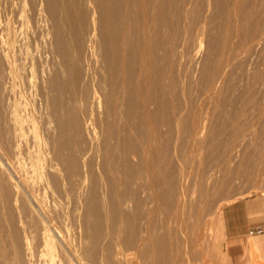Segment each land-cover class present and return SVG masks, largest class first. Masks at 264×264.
<instances>
[{
    "label": "bare ground",
    "instance_id": "1",
    "mask_svg": "<svg viewBox=\"0 0 264 264\" xmlns=\"http://www.w3.org/2000/svg\"><path fill=\"white\" fill-rule=\"evenodd\" d=\"M229 2L230 1H228V3ZM158 3L160 2H157L156 4ZM163 3L165 4V2ZM125 5L126 6H124L123 8L121 5L118 4L117 0H0V98L6 94L8 100L22 99L26 101L24 97H28L30 98L29 100H31V101L28 100V102H40V105L42 102V108L41 107H40L41 109L35 108L36 109L35 112L36 111L38 112V110L39 112L43 111V115H44L43 121L35 120V122L32 123V125L29 126V124H27L29 127H25L26 125L24 124L23 118L19 115L22 118V120H19L18 115L15 116V110H13L14 106L12 107V105L10 104L11 102L10 103L0 102V264H11V261H13L12 262L13 264H58L57 256L59 255L58 253L59 250L57 249L59 248L64 249L66 251V254H68V257H71L75 261L76 264H80V262H78L79 259L77 261V259L75 258L74 251L71 250L70 245L72 243H70L69 245V242H68L69 239L67 240L65 234L63 235V231L61 232V230L59 229L60 227H58L59 223L57 224V222H59V219H61V216L60 218L58 216L60 214L59 209L61 210L62 208L61 204H63L65 200L67 202V199L71 200L70 202H72L74 205H77V204L82 205V207L85 208L84 209L85 210L84 214L86 215L85 217L89 216L90 214L92 215L93 212L98 210L96 202L105 200V199L111 200L117 197L118 198L128 197L130 201H134L136 203V206H139V208L144 198L150 203L151 202L153 203L157 201L162 202L163 200L168 201V199L172 197L176 199L179 207H183V203L185 199L187 198L186 197L187 192L189 191L186 189L187 187L185 188L186 183H185V186H183V183L185 182L184 174L182 173V171L180 170L181 168H180L179 169L180 171L177 172L179 174L178 176L179 181L177 182L178 183L177 185H179V187H177L178 189L176 188L175 190L176 181L174 182L173 179L170 177V174H173V173H170L171 169L172 168L175 169L174 165H172L173 167L171 166L172 167L171 168L169 166L170 164L163 163L162 161L163 159L161 158L159 154L160 152H162V150L164 151L169 150V147H171L169 146L170 144L168 145L169 146L168 148L165 146L167 145V143H170L168 142V140L170 141L171 139H167V141L163 140L164 141L163 143H161V140H160L161 135L158 136L159 139H157V135L159 133V127H158L159 125L157 124L158 121L156 122L154 126V131H153L154 133L151 134L150 132V134L152 135L151 137L145 135L146 137L144 138L141 132H144L146 128L143 131L139 128L140 127L139 122L142 120V118L139 116L140 114L143 115L142 110L146 112V106L144 104L143 107L142 106L139 107L138 101L135 102V99H134L135 96H134L133 91L131 90L132 88H129V85H131L130 79L132 80L134 79L132 77L129 79L128 75H130V73L128 72L127 74V71H126V66L128 62L130 61V56L128 54L129 52L127 51L130 49L131 50L135 49V47H132L131 43H133L134 35L136 34L135 33L136 25L130 24L129 22H127V20H128L129 14L130 16H132L131 15L132 12L136 11V9L135 10L133 9V7L135 6L133 3V0H127ZM192 11H193V8H192ZM249 12H251V10ZM156 15L159 17L158 14ZM240 17H243V16H240ZM129 19L131 20L130 17ZM140 19L142 18L140 17ZM140 19H139V22H140ZM156 21H157V18H156ZM260 22L262 23V21ZM121 23L122 25L120 26ZM190 23L192 24V22ZM246 24L247 23H245V25ZM118 25L121 28L123 26V29H122L123 31L121 30L123 32L121 38L119 36L118 31H116L118 30V27H117ZM184 26H185V23H184ZM202 27H205V26H202ZM257 27L259 28L258 25ZM27 29L30 30L29 35L27 32L28 31ZM200 30L198 31V33L200 32ZM246 30L247 29H245V32ZM187 32H189V30ZM47 35H50V40H47ZM140 35L139 36L141 40L143 41V43H145V40L147 39L146 38L147 35L145 36L144 31H142ZM260 39L262 40V38ZM169 41L171 40L169 39ZM147 42L149 41L147 40ZM166 42H168V39ZM195 45L196 43L194 44V46ZM139 46H143V45L140 44ZM212 46H213V43H212ZM148 47L152 48V45ZM205 48L207 47L205 46ZM234 50L237 51V49H234ZM247 50H250V49H247ZM152 51H153V48H152ZM154 52H155V49H154ZM161 52L159 53L162 54ZM198 53H202V52H198ZM165 55H166V51H165ZM261 55L263 54L261 53ZM168 56L169 55H167V57ZM245 56L246 55H244V57ZM208 57L210 58V56ZM147 58L145 56V59ZM219 59L217 58L218 61ZM146 61L147 60H145V62ZM152 61H151V64L154 63ZM220 64L221 63H219V66ZM154 66L153 68L155 69L156 66L155 67ZM129 67L131 69L133 66L131 67L130 65ZM129 67L127 68L129 69ZM136 70H138V68ZM148 71L149 70L145 65L143 66L141 65L139 71L137 72L138 73L137 78H135L136 83L134 84L139 86V83L143 80L144 76H147V74L149 73ZM132 74H135V73H132ZM152 82H155V81H152ZM172 85L170 82V86ZM186 87L188 88V86ZM183 89H185L184 86H183ZM218 89L220 88L218 87ZM161 90L163 91V89ZM175 90H177V88ZM64 99H66V101ZM36 104L37 103H34L33 105L35 106ZM153 105H155L154 102H153ZM166 107L168 108V106ZM154 108L156 107L154 106ZM140 109L141 111L139 112ZM37 112H36V115H37ZM186 113L188 114V111L185 112V114ZM185 114L183 113V117ZM39 115H41V113ZM166 116H169V115H166ZM138 117L140 120L139 122L137 121ZM145 119L147 118L145 117ZM160 120L164 126H168L171 128L172 125L169 121L165 120L166 122L164 123L162 119ZM180 120H183V119H180ZM148 126L150 127V125ZM185 128L186 127H184V129ZM173 129H175V127L169 130L171 131ZM192 131L193 129L190 132ZM182 133L183 132H181V134ZM192 133L195 136L199 135L198 132H192ZM192 133L190 134V136L192 135ZM201 133L202 132H200V135ZM155 135H156L155 140L156 139L158 140V141L156 140L157 142L154 140ZM190 136L189 138H191ZM167 138H170V137L168 136ZM189 141L191 142V140ZM183 142L181 143L183 144ZM172 143H173V140H172ZM181 150L178 152H181ZM170 154H173V153L171 152ZM176 155L178 157V153H176ZM150 156L152 157V159ZM178 159H180V157ZM174 162L176 161L174 160ZM134 172H135V175L136 173L139 174L137 176L138 178L135 177L138 179L140 183L139 189H136V190L132 189L125 193H119L118 191L119 185L124 184V183L122 184V182L124 181L122 177L123 176L124 178L126 177L125 181L129 182L130 181L129 178L133 175ZM203 194L201 197L202 199H204ZM191 196L192 195H190V197ZM192 197L190 199H192ZM197 198H198L197 200H199L200 198L199 195ZM118 200H121V199H118ZM122 204L124 206V203ZM205 205L209 206L208 203ZM169 207L167 206L166 208L168 209ZM199 208L200 209L198 210L203 211V213L205 212L204 205H200ZM64 209H67V208H64ZM221 209H222L221 204L217 205V207H213V210L217 214L216 221L218 222V225L221 224L220 221L222 220V216H221L222 214L220 213ZM69 210L70 209L68 208V211ZM135 210H137V207ZM66 212L67 211L65 210V213ZM71 213L73 212L71 211L70 214ZM66 214H69V213H66ZM108 214H110V212H108ZM98 215L100 214L98 213ZM110 215H109V219H110ZM202 216L204 215L202 214ZM69 217L71 218L72 216L70 215ZM198 217L197 219H199ZM85 219L87 220V224L83 226L85 227V229H83V232H84L83 250H84V247H88L89 245L92 246L95 243V237L94 239L91 237L92 230L94 229H92V227H89L88 218H85ZM61 221L62 220H60V222ZM203 224L207 225L208 223L206 221H203ZM219 227L220 226H218V228ZM215 228H216V225H215ZM73 233L75 234V232ZM97 234H94V236ZM134 236L135 235L133 232V228L131 227L126 237L127 245L131 246L134 243L133 241V239L135 238ZM146 241H149V250L151 252L152 261H153L152 264H167L168 263V252H166L167 246H166L165 239L161 238L157 240L155 238L149 239L148 237ZM106 246L107 247L105 249L102 248L105 250V255H104V252H103V255L105 256L104 257L105 260H108V262L106 263H109L112 261L111 259L113 257L111 256H112L113 251L110 252V249L108 248V246L110 247V245L107 244V241H106ZM131 247H134V245ZM73 250H74V247H73ZM93 253L94 252H92V254ZM104 258H103V261H104ZM109 259L111 261H109Z\"/></svg>",
    "mask_w": 264,
    "mask_h": 264
},
{
    "label": "rangeland",
    "instance_id": "2",
    "mask_svg": "<svg viewBox=\"0 0 264 264\" xmlns=\"http://www.w3.org/2000/svg\"><path fill=\"white\" fill-rule=\"evenodd\" d=\"M117 1H118V4L121 5L123 8L124 6H126L125 4L127 0H117ZM141 1H143L144 3ZM156 1L160 2L161 4L160 3L156 4L157 3ZM228 1L230 2L228 3ZM163 2H165V4ZM133 3L135 5L133 9L134 10L136 9V11L132 12L131 14L132 16H130L129 14V17L131 18L132 21L128 17L127 22H129L130 24L136 25L135 26L136 34L134 35L133 43H131L132 47H135V49L132 48L134 50L130 49L127 51L129 52L128 54L130 56V61L132 63L130 61L128 62L126 66V71H127V74L128 72L130 73V75H128L129 79L131 77L134 79V80L130 79L131 85H129V88H132L131 90L134 93L135 102L138 101L139 107L141 106L143 107L144 104L146 106V112L142 110L143 115L140 114L139 116L142 118L141 120L142 123L139 120V117L137 118L138 119L137 121L138 122L140 121L139 128L142 131L146 128L144 132H141L144 138L146 136L151 137L152 136L151 134L154 133L153 132L154 126L156 122L158 121L157 124L159 126L158 125L157 126L159 127V133L160 132L161 133L160 134L158 133L157 139H159L158 136L160 135H161V138H160L161 143H163L164 141H167V139H171L170 141L168 140V142L170 143H167V145L165 146L167 148L171 146L169 147V150L167 151L162 150V152H160L159 154L161 158L163 159L162 160L163 163L170 164L169 165L170 167L174 165L175 169L172 168L173 166L171 167L172 169L170 173H173V174H170V177L173 179L174 182L176 181L175 190L177 187H179V185H177L178 184L177 182L179 181V177H178L179 174L177 172L181 170L182 173L184 174V179H185L183 186H185V183H186L185 188L187 187L186 189L189 190L190 192L189 191L187 192V196H186L187 198L185 199L186 202L184 201L183 207H179L176 199L172 197H170L168 201L163 200L162 202L157 201L153 203L152 202L150 203L144 197H142L144 198V200L142 201L143 204L141 202L142 206L140 205V208L139 206H136V203L134 201H130L128 197H123V198L117 197L118 199H121L122 201L118 200L117 198L111 199V200L105 199V200L98 201L99 203L96 202V205L98 207V210H97L98 212L95 211L96 213L93 212L92 215L90 214L87 217H85L86 216L84 214L85 208L82 207V205H78V204H77L78 206L74 205L72 202H70L71 200L67 199V202L65 200V202L61 204L62 208L59 207L61 208V210L59 209L60 214L58 216L59 218L61 216V219H59V222H57V224L59 223L58 227H60L59 229L61 230V232L63 231V235L65 234L67 240L69 239L68 241L69 245L70 243H72L70 245L71 250L74 251L75 258L77 259V261L79 259L78 262H80V264H89V263L90 264H100V263L101 264H111V263L112 264H152L153 261H152L151 252L149 250V241H146L148 237L149 239L155 238L157 240L161 238L165 239L166 246H167L166 252H168V263L167 264H240L238 253H237V247L235 246L234 238H233L235 229L241 226L248 229V228L264 223V85H263L264 84V67H263L264 66V62H263L264 61L263 60L264 59V31H263L264 30V23H263L264 22V0L263 1L262 0L260 1L259 0H248V1L246 0H227V1L226 0H203V1L202 0H186V1L185 0H171V1L170 0H153V1L152 0L150 1L149 0H133ZM162 4L165 6H163ZM192 8H193V11H192ZM250 10L251 12H249ZM146 11L147 12L149 11L148 12L149 14ZM161 12L164 14V16ZM227 12L228 13L230 12V13L228 14ZM156 14H158L159 17ZM240 16H243V17H240ZM140 17L143 20L140 19ZM156 18H157V21H156ZM139 19H140V22H139ZM260 21H262V23ZM190 22H192V24ZM184 23H185V26H184ZM245 23L247 24L245 25ZM121 25L122 23L120 24V26ZM257 25L259 26V28L257 27ZM202 26H205V27H202ZM117 27H118V30L116 31H118L119 36L121 38L123 34L122 32L123 26L122 28L119 27V25ZM178 28L179 29L182 28V29L179 30ZM243 28L247 29L248 31L246 30L245 32V29ZM188 30L189 32H187ZM199 30L201 33L200 32L198 33ZM142 31H144L145 36L147 35L146 36L147 39L145 40V43H143V41L140 38L141 36L140 34ZM27 32L29 35L30 30H28ZM259 37L262 38V40ZM167 39H168V42H166ZM169 39L171 41H169ZM47 40H50V35H47ZM147 40L149 42H147ZM151 40L152 41L154 40V41L152 42ZM146 43L147 44L150 43V44L147 45ZM195 43L196 45L194 46ZM212 43L214 47L212 46ZM140 44L143 46H139ZM150 45H152L153 51L151 47H148ZM205 46L207 48H205ZM154 49H155V52H154ZM234 49H237V51ZM247 49H250V50H247ZM165 51H166V55H165ZM152 52L155 54H153ZM159 52H161L162 54H160ZM198 52H202V53H198ZM261 53L263 55H261ZM150 55L151 56L153 55V56L151 57ZM167 55L169 56L167 57ZM244 55L246 56L244 57ZM145 56L146 58L147 57L148 58L145 59ZM208 56H210V58ZM217 58L218 59L220 58L219 59L220 62L217 60ZM190 59L191 60L193 59V60L191 61ZM145 60L147 61L145 62ZM151 61L154 63L151 64ZM219 63H221L220 66H219ZM130 65L131 67L133 66L132 68L134 70L132 68H131L132 70L130 69L129 67ZM141 65L142 66L145 65L148 68L149 73L147 74V76H144L143 80L139 83V86H137L134 83H136L135 78H137V74H138L137 72L139 71ZM154 65L155 66L157 65V66L155 67ZM153 66L155 67L156 70L153 68ZM166 66L169 68H167ZM127 67H129V69ZM135 67H137L138 70H136L137 68ZM206 72L208 73L209 76L207 75ZM132 73H135V74H132ZM152 81H155V82H152ZM170 82H171V85L173 84L172 86H170ZM183 86L185 89H183ZM186 86H188V88ZM175 87L177 88V90H175L176 89ZM218 87L220 89H218ZM160 88L163 89V91ZM5 95H3V97L0 98V102H9V103L11 102L10 104L12 105V107L14 106L13 110H15V116L18 115L19 120H22L23 118L24 124L26 125L25 127H29L30 125H32V123H34L35 120L36 121L44 120L43 111L39 112L38 110L39 113L36 111L38 116L36 115V112H35L36 110L35 108L37 109L42 108V102H41V105H40V102H28V100L30 99L28 97H24L26 101L22 99L8 100L7 95L6 96ZM174 95L176 98L174 97ZM64 100L66 101V99ZM152 101L154 102L155 105H153ZM34 103H37V104L34 106L33 105ZM154 106L156 108H154ZM166 106H168V108ZM159 108L161 111L159 110ZM140 111L141 109L139 110V112ZM184 111L185 112L188 111V114L186 113L187 116ZM40 113L41 115H39ZM183 113L185 114L184 117H183ZM165 114L169 116H166ZM192 114L194 115V117ZM39 117L40 118L42 117V118L40 119ZM145 117L147 119H145ZM160 119H162L164 123L166 121H169L172 125L171 128L175 127V129L170 131L169 129L171 128L168 126H164ZM180 119H183V120H180ZM188 119L191 121H189ZM27 124H29V126ZM148 125H150V127ZM194 125L197 128H195ZM184 127H186L187 129L186 128L184 129ZM208 127L209 128L211 127L210 130ZM167 129L169 132L167 131ZM192 129H193L192 132H198L199 135L197 136L193 135V133L190 132ZM181 132L183 133L181 134ZM200 132H202L201 133L202 136L200 135ZM191 133L193 136L192 135L190 136ZM168 136L170 138H167ZM189 136L191 138H189ZM155 138H156V135L154 137V140ZM172 140H173V143H172ZM189 140H191V142ZM181 142H183V144ZM180 150L181 152H178ZM171 152L173 154H170ZM176 153H178V157ZM179 157L180 159H178ZM174 160L177 163L174 162ZM138 175H139L138 173H136L135 175V172H134L133 175L129 178L130 179L129 182L125 181L126 177L124 178L123 176L122 179L125 182L123 181L122 184L124 183L125 185L124 184L119 185V188H118L119 193H125L132 189L133 190L139 189L140 183L137 179ZM201 193L203 194L204 199L201 198L202 197ZM190 195L193 196L191 197L194 201L190 199L191 198ZM198 195L200 197L199 200H197ZM122 203H124V206ZM207 203L209 204L210 207L208 205H205ZM199 204L204 205L205 207L204 213L203 211L198 210L200 209ZM220 204L222 207V209L220 210V213L222 214L221 215L222 220L220 221L221 224L218 225V222L216 221L217 214L214 211L215 208L213 210V207H217V205H220ZM135 206L137 207V210H135L136 209ZM167 206L168 207L170 206V207L167 209L166 208ZM64 208H67V209H64ZM68 208L70 209L69 211H68ZM65 210L67 211L66 213H69V214L71 211L73 212L70 214L72 216L71 218L69 217L70 216L69 214L65 213ZM108 212H110L111 215L108 214ZM98 213L100 215H98ZM72 214L75 216H73ZM202 214L204 216H202ZM109 215H110V219H109ZM197 217L199 219H197ZM85 218H88L89 227H92V229H94L92 230L93 234L91 233V237L93 239L95 237V243L92 246L89 245L88 247H84V250H83V246H84L83 229H85V227L83 226L87 224V220ZM60 220L62 221L60 222ZM203 221H206L208 224L204 225ZM62 223L63 224L65 223V224L63 225ZM215 225H216V228H215ZM218 226L220 227L218 228ZM131 227L133 228V232L135 235L134 237L136 238V239L135 238L133 239L134 243L131 245V246L134 245V247H131L130 245H127L126 243V237ZM73 232H75V234ZM94 234H97V235L94 236ZM96 240H98L99 242ZM106 241H107V244L110 245V247L108 246V248L110 249V252L113 251L112 256H111L113 258L111 259L110 257V259L113 262L109 259V261H111L109 263H106L108 262V260H105L104 258L105 257L104 249L107 247ZM81 242L83 245L81 244ZM73 247H74V250H73ZM60 249L62 248L57 249L59 250V252L57 251L59 253V255L57 253L58 255L57 263L58 264H69V263L76 264L75 261L71 257H68V254H66V251L64 249H62L64 251ZM92 252L94 253L92 254ZM103 252H104V255H103ZM86 256L89 258H87ZM64 258L68 261H66ZM103 258H104V261H103ZM114 261L115 262L117 261V262L115 263ZM12 262L13 261H11V264H13Z\"/></svg>",
    "mask_w": 264,
    "mask_h": 264
},
{
    "label": "crops",
    "instance_id": "3",
    "mask_svg": "<svg viewBox=\"0 0 264 264\" xmlns=\"http://www.w3.org/2000/svg\"><path fill=\"white\" fill-rule=\"evenodd\" d=\"M256 229L264 230V223L235 229L233 238L240 264H264V232L256 233Z\"/></svg>",
    "mask_w": 264,
    "mask_h": 264
},
{
    "label": "built area",
    "instance_id": "4",
    "mask_svg": "<svg viewBox=\"0 0 264 264\" xmlns=\"http://www.w3.org/2000/svg\"><path fill=\"white\" fill-rule=\"evenodd\" d=\"M255 232L256 233H261V232H264V230H262V229H256Z\"/></svg>",
    "mask_w": 264,
    "mask_h": 264
}]
</instances>
